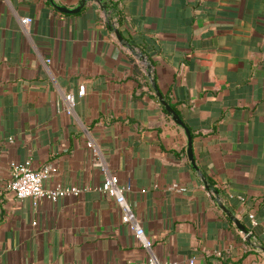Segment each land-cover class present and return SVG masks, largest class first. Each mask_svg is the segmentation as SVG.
<instances>
[{
	"label": "crops",
	"instance_id": "0c3cea01",
	"mask_svg": "<svg viewBox=\"0 0 264 264\" xmlns=\"http://www.w3.org/2000/svg\"><path fill=\"white\" fill-rule=\"evenodd\" d=\"M148 66L189 130L198 171ZM67 93L71 114L58 110ZM89 142L130 185L126 201L149 249L97 190L105 173ZM27 160L56 166L46 186L84 190L56 202L15 198L9 162ZM262 248L264 0H87L73 14L50 0H0V264H135L149 255L159 264H264Z\"/></svg>",
	"mask_w": 264,
	"mask_h": 264
},
{
	"label": "built area",
	"instance_id": "2783aa9c",
	"mask_svg": "<svg viewBox=\"0 0 264 264\" xmlns=\"http://www.w3.org/2000/svg\"><path fill=\"white\" fill-rule=\"evenodd\" d=\"M31 21L32 19L30 17H23L21 19L23 25H28ZM83 92V87H80L78 94H83ZM64 101L66 102L65 108L62 109L60 104H58V110L63 111L66 114H71L75 106L74 95L72 93L65 94ZM86 146L93 156H98V159L94 161V165L105 173L104 181L99 187H97V190L114 199L121 211V221L130 224L139 244L144 249H149L151 241L135 220L131 207L126 201L125 196L130 189V185L127 183L120 184L118 178L107 171L106 162L99 157L98 150L93 143L89 142ZM8 167L10 173L8 188L17 199L43 198L50 202H56L64 196L78 195L84 190L82 187L62 186L59 184L50 187L46 186V180L57 172V168L53 164H47L42 168L35 169L31 166L29 160L24 162L10 161ZM170 189L185 191L183 187H178L176 184H172ZM249 218L251 223L255 224L253 215H249ZM135 264H159V262L154 256L149 255L145 260ZM189 264H194V260L189 259Z\"/></svg>",
	"mask_w": 264,
	"mask_h": 264
},
{
	"label": "water",
	"instance_id": "95a60500",
	"mask_svg": "<svg viewBox=\"0 0 264 264\" xmlns=\"http://www.w3.org/2000/svg\"><path fill=\"white\" fill-rule=\"evenodd\" d=\"M86 1L87 0H81L79 2V4L74 8H67L64 5H58L53 0H50V3L53 7H55L60 12L73 14V13L79 12L82 9V7L84 6ZM95 1L100 2L101 0H95ZM115 34H116L117 39L124 46L131 48L130 44L123 42L122 37L120 36V34L118 33L117 30H115ZM147 74H148V77L150 78L151 86L155 92V95L158 98V100L160 101V103L162 104V106L164 107V109L166 110V112L171 116L174 123H176L177 125H179L180 127H182L184 129L185 135L187 137V149H186L187 157L189 159V162H190L192 168L195 171H198V167L195 163V158H194L193 151H192L191 136H190L188 128L185 126L184 122L181 120V118L178 116V114L174 111V109L171 107V105L163 98L161 92L159 91V89L156 86L154 79L151 76V69L149 66H148ZM203 183L205 185V188L209 189V186L206 184L205 180H203ZM214 193L217 195L216 191H214ZM219 205L223 209V211L228 215V217L234 222L236 227L243 234H245L247 236V238L249 239L251 237V234H250L248 228L246 227V225L242 224L238 219H236L220 202H219ZM262 251L264 252V248H262Z\"/></svg>",
	"mask_w": 264,
	"mask_h": 264
},
{
	"label": "trees",
	"instance_id": "16d2710c",
	"mask_svg": "<svg viewBox=\"0 0 264 264\" xmlns=\"http://www.w3.org/2000/svg\"><path fill=\"white\" fill-rule=\"evenodd\" d=\"M175 111V110H174ZM176 112V111H175Z\"/></svg>",
	"mask_w": 264,
	"mask_h": 264
}]
</instances>
